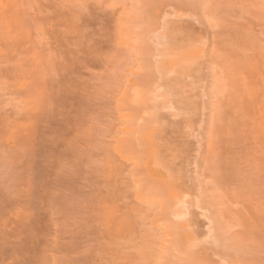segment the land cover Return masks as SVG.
<instances>
[{
    "label": "rangeland",
    "instance_id": "374dc122",
    "mask_svg": "<svg viewBox=\"0 0 264 264\" xmlns=\"http://www.w3.org/2000/svg\"><path fill=\"white\" fill-rule=\"evenodd\" d=\"M0 264H264V0H0Z\"/></svg>",
    "mask_w": 264,
    "mask_h": 264
}]
</instances>
